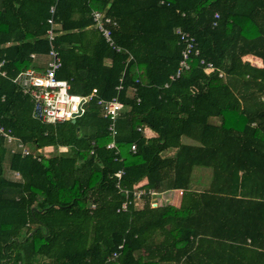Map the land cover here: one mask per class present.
Segmentation results:
<instances>
[{"label":"trees","instance_id":"trees-1","mask_svg":"<svg viewBox=\"0 0 264 264\" xmlns=\"http://www.w3.org/2000/svg\"><path fill=\"white\" fill-rule=\"evenodd\" d=\"M52 5L57 76L71 93L97 90L75 123L34 119L12 80L49 52ZM94 9L117 20L123 51L92 28ZM178 27L200 52L172 79ZM0 64V123L31 150L0 135V264H264V0H0ZM115 96L113 138L97 101ZM196 168L211 170L203 189ZM122 169L123 188L173 201L120 210Z\"/></svg>","mask_w":264,"mask_h":264},{"label":"built area","instance_id":"built-area-1","mask_svg":"<svg viewBox=\"0 0 264 264\" xmlns=\"http://www.w3.org/2000/svg\"><path fill=\"white\" fill-rule=\"evenodd\" d=\"M55 12L56 6L52 5L50 8L51 17L48 19L49 28L46 32V37L50 46L49 52L47 53L49 61L44 65L39 64L37 67L22 70L12 79L20 92L24 96H27L32 102V117L46 124H56L81 117L86 112V104L91 101L97 93L96 89L89 95L71 93L70 82L67 79L57 76L58 71L62 67V58L59 50L54 44L57 35V22L54 18ZM91 17L94 27L101 33L105 42L116 51H123V48L116 43L113 35V29L118 25L117 20L108 15L105 11L98 9L92 10ZM215 17H219V14L216 13ZM175 33L178 35L179 44L183 46V49L178 69L176 74L172 76V79L179 77L183 71L188 70L190 68L191 55L194 54L197 56L200 52L197 48L196 39L191 33L181 27L176 28ZM31 57L35 58L36 55L31 54ZM201 63L205 64L204 69L207 73L217 69L210 62L205 63L204 60H202ZM222 74L221 72L220 75ZM2 75H5V72H2ZM121 89L122 85H119L117 90L120 91ZM97 103L101 107L103 117L109 120L108 130L114 138L117 132L116 121L124 110L125 105L118 96L109 100L99 98ZM139 130H143L145 135L151 136L149 135L151 132L149 128L144 127L143 129L139 128ZM0 135L5 139L13 153L21 151L23 156L31 154L30 148L1 123ZM107 148H117L114 139L107 144ZM131 148L135 151L136 145L133 144ZM60 149L65 152L68 151L66 147H61ZM123 172L122 169L115 174L118 179L117 187L123 191L126 197L120 210H127L129 205L133 202H136V205H142L145 197H150L152 205H159L157 198L162 192L144 188H136L131 191L123 188L121 186ZM16 175L18 176L19 174L16 173ZM122 247L121 245L120 248ZM115 257H117V253H114L109 259L111 260Z\"/></svg>","mask_w":264,"mask_h":264},{"label":"rangeland","instance_id":"rangeland-1","mask_svg":"<svg viewBox=\"0 0 264 264\" xmlns=\"http://www.w3.org/2000/svg\"><path fill=\"white\" fill-rule=\"evenodd\" d=\"M48 61H49V57H45L42 60L40 58H37L36 60H34V62H33L34 64L33 65L36 66V65H39L41 63L42 64H46ZM86 108H88V105H86ZM213 121L218 122L219 120L218 119H214ZM149 135H153V133H151ZM184 141L185 142H189L190 140L189 139H184ZM61 151L62 150L60 148H53V149L49 148V149H45L44 152H46L47 154H50V152H51V154H52V153H61ZM7 173H8V176L12 177V175H11V173L9 171H7ZM194 173H195V177L201 176L202 181L205 182V184L201 185V186L200 185H195L196 188L203 189V188H205V187H207L209 185L210 180H211V170L196 168ZM157 200L160 201V198H157ZM163 203H166V202H163ZM176 203H178V202L176 201Z\"/></svg>","mask_w":264,"mask_h":264},{"label":"crops","instance_id":"crops-1","mask_svg":"<svg viewBox=\"0 0 264 264\" xmlns=\"http://www.w3.org/2000/svg\"><path fill=\"white\" fill-rule=\"evenodd\" d=\"M92 28L93 29H95V30H97L95 27H94V25L92 24ZM98 31V30H97ZM101 34V33H100ZM31 54H35L36 55V57L35 58H32L31 57ZM30 54V58L32 59V67H37L38 65H33L34 63V60H36L37 58H40L41 60L43 59V58H45V57H48L47 56V53H31ZM249 59H252V60H254V62L256 63V64H258V65H262V59L261 58H259V57H254V56H250L249 57ZM107 63H110V60L108 59L107 60ZM40 65H44V64H40ZM29 68H31V67H29ZM149 134H151V132L149 133ZM151 136H153V135H151ZM194 186V185H193ZM195 187V186H194ZM174 191H171V190H167V191H164V192H162L159 196H158V198H160V201H158V203L159 204H162L163 202H166V203H169V202H172L173 201V199H174ZM176 199H177V197H176Z\"/></svg>","mask_w":264,"mask_h":264},{"label":"water","instance_id":"water-1","mask_svg":"<svg viewBox=\"0 0 264 264\" xmlns=\"http://www.w3.org/2000/svg\"><path fill=\"white\" fill-rule=\"evenodd\" d=\"M77 119H72V122L75 123ZM79 130V129H78Z\"/></svg>","mask_w":264,"mask_h":264}]
</instances>
